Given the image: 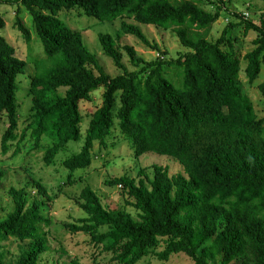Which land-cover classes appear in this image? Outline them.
<instances>
[{"label": "trees", "instance_id": "obj_1", "mask_svg": "<svg viewBox=\"0 0 264 264\" xmlns=\"http://www.w3.org/2000/svg\"><path fill=\"white\" fill-rule=\"evenodd\" d=\"M4 1L16 3V27L27 41L33 31L45 55L32 59L29 121L17 132L16 76L27 60L16 55L0 33V121L3 113L6 117L1 153L13 158L27 134L32 145L43 150L44 163H51L69 140L82 134L79 101L102 86L101 103L89 117L80 149L62 160L69 170L66 183L75 181L74 169L90 164L95 142L101 149L107 146L115 123L135 156L152 150L174 156L183 166L184 172L169 173L167 166L152 163L150 172L142 166L136 176L104 179L126 190V203L135 215L125 207H106L85 184L75 197L85 214L65 222L67 228L87 233L114 264H135L150 253L159 259L150 264H171L165 260L176 252L187 254L188 264H264V116L257 115L239 78L242 58L248 83L264 63V10L259 23L240 18L244 33L256 31L253 46L241 54L237 35L228 30L235 22L228 21L215 39L207 37L229 0H210L213 9L205 8L203 0ZM62 7L80 8L100 20L119 17V31L147 45L151 43L140 26L129 19L172 28L189 49L172 58L145 59L124 43L136 66L129 70L114 35L99 32L103 52L121 69L112 75L85 44L80 29L57 15ZM22 8L31 26L19 15ZM257 87L264 97V78ZM3 164L0 161V183L6 172ZM36 184L46 194L45 187ZM8 191L13 208L0 218V264H39V254L47 249L40 226L48 222L40 211L45 201L38 196L29 201L23 187L10 186ZM9 236L20 241L12 260L3 251ZM161 238L164 246L157 249ZM65 264L94 262L71 256Z\"/></svg>", "mask_w": 264, "mask_h": 264}, {"label": "rangeland", "instance_id": "obj_2", "mask_svg": "<svg viewBox=\"0 0 264 264\" xmlns=\"http://www.w3.org/2000/svg\"><path fill=\"white\" fill-rule=\"evenodd\" d=\"M207 9H213L214 3L210 0H203L201 3ZM264 10V0H229L226 8L222 9L219 17L211 24L207 32L209 39H215L227 25L228 21L235 22L229 26V31L237 35L236 46L243 54L253 46L252 39L256 35L254 28L243 32V23L240 18L250 19L256 23L260 21L261 11ZM16 3L0 1V14L3 17L4 25L0 27V33L15 48V54L25 58L27 64L22 72L16 76V103L18 111L17 132L29 121V80L34 72L35 66L32 59L41 58L44 54L41 41L32 31L29 41L25 39L22 32L15 24ZM233 11H238L237 16ZM26 24L30 25V15L24 8L20 9ZM57 15L70 27L80 29L83 40L88 48L96 55L105 71L109 74H116L121 71L110 56L102 50L98 33L109 32L114 35L115 43L122 52V61L127 69H135L136 66L129 60L128 55L122 48V44L129 43L134 46L137 53L145 59L156 57L172 58L189 48L183 45L172 28H164L153 23H143L133 19L129 21L137 23L148 38L151 45L142 42L135 35L119 31L120 18L113 20H100L94 15L81 11L80 8L62 7ZM31 26V25H30ZM154 44V45H153ZM239 78L243 83L244 90L252 100L254 109L258 116H264V97L261 95L257 83L264 78V63L253 82L248 83L243 70L245 60L242 58ZM171 72V71H170ZM169 72V73H170ZM172 74V72H171ZM103 87H95L90 91L89 98L79 101V108L82 113L81 129L82 134L78 140H69L55 155L54 160L45 164L41 147H34L29 135H25L19 142L20 151L13 157H6L0 151V161L6 167L0 183V218L13 208L12 198L9 194V187H23L28 195L29 201L34 196L44 199L40 211L48 220L41 222V229L44 231L47 249L43 250L38 257L39 264H65L71 256H76L80 261L94 264H114L109 260L110 254L99 250L90 241L89 235L82 231H70L65 222L75 219L85 212L76 204L75 197L80 189L89 184L98 193L101 202L106 207H125L131 214L135 215V209L128 203L126 190L120 184L108 185L104 179L114 175L128 174L136 176L140 167H145L150 172L152 163L165 165L169 173L184 172L182 164L172 155L147 150L135 156L128 142L119 132L117 124L107 138V146L99 147L98 142L92 148V159L88 166L78 167L72 171L75 181L66 183L69 170L63 166L62 160L70 153L80 149L84 138V129L87 125L92 111L101 103ZM6 128L5 113L0 121V134ZM46 143V140L42 141ZM36 181H39L46 189V194L38 191ZM47 195V196H46ZM164 239L161 238L157 249L164 246ZM20 241L13 236L3 240V251L7 260H12L19 251ZM159 259L153 253L139 259L135 264H150L158 262ZM191 258L184 252L172 253L165 260L171 264H188Z\"/></svg>", "mask_w": 264, "mask_h": 264}]
</instances>
